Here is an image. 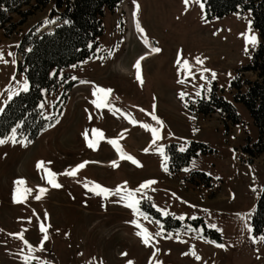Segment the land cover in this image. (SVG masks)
<instances>
[{
    "label": "rangeland",
    "instance_id": "374dc122",
    "mask_svg": "<svg viewBox=\"0 0 264 264\" xmlns=\"http://www.w3.org/2000/svg\"><path fill=\"white\" fill-rule=\"evenodd\" d=\"M136 3L139 6L136 20L132 0H124L113 11L105 9L104 31L98 36L100 51L61 72L76 81L68 91L60 86L44 93L41 103L44 116L52 119L57 114L56 120L34 140L19 138L17 129H13L7 137L14 133L16 142L5 139L0 143V264H25L22 258L25 255L38 257L46 264L101 261L126 264L128 260L133 264H155L156 260L161 264H264V234L255 236L251 224L264 184V153L251 162L241 151L248 137L257 140L258 129L247 108L234 103L236 91L229 86L236 70L251 61L259 42L251 13L239 8L220 18L206 19L201 0H189L187 6L182 0H136ZM53 6V2L36 10L24 6L22 10H32L24 23L9 35L0 28V53L7 61L0 62V113L10 98L24 91L23 83L27 81L18 67L22 61L20 39L33 27L35 32L50 27L55 20L50 18ZM21 17L15 13L13 22ZM137 20L144 29L147 45L135 27ZM252 34L256 43L246 45L245 35ZM116 45L108 56V50ZM152 47L161 51L153 53ZM178 50H182L179 58ZM138 57H143L141 81L136 80L133 68ZM195 57H200L203 63H196ZM184 59L189 61L191 75H185L180 67ZM201 68L209 70L203 73V79ZM245 76L256 78L250 71ZM213 82L218 93L235 105L241 117L238 125L226 127L219 112L196 114L190 108L211 90ZM93 86L110 88L105 102L120 111L113 113L92 104L96 98L92 95ZM181 92L186 94L183 99ZM153 97L155 114L163 121L162 126L151 119ZM130 119L138 123L133 125ZM142 123L159 127L156 140ZM93 128L101 130L104 136L95 150L85 140V135L92 138ZM122 129L127 131L122 133ZM109 139H116L123 152L134 157L138 165L121 158ZM189 141L206 143L215 151L198 154L179 171L169 170L166 146L176 143L185 150ZM160 145L163 155L156 151ZM146 147L147 152L143 151ZM37 161L41 162L39 168ZM82 161L88 163L72 176L65 174V169L71 170ZM110 161H116L117 166L112 167ZM45 168L57 174L54 179L61 187L47 183ZM196 170L205 172L211 180L190 181ZM18 179L24 183L14 184ZM148 179L155 183L145 188L144 195L148 198L141 199L139 205L148 217H135L153 234L145 245L136 234L140 229L128 222L134 218L132 210L117 203L120 196L114 193L102 198L90 191V184L89 188L84 184L95 181L115 188L126 181L128 188H136ZM14 187L22 196L17 202L11 198ZM25 187L28 192H23ZM40 187L46 191L39 193ZM147 201L160 213L161 209L167 210L168 214L162 216L179 219L184 214V219H180L182 227L166 229L162 221L142 207L141 203ZM198 217L207 226L215 225L208 227L219 232L220 242L211 243L213 240L204 235L201 226L190 224L189 220ZM40 223L46 225L48 238L42 247H37L44 236L39 230ZM21 229L23 240L33 245L31 253L21 238L10 235ZM158 231L161 235L157 236ZM190 247L199 260L189 253ZM157 248L159 251L153 255ZM30 264L38 262L31 259Z\"/></svg>",
    "mask_w": 264,
    "mask_h": 264
},
{
    "label": "trees",
    "instance_id": "16d2710c",
    "mask_svg": "<svg viewBox=\"0 0 264 264\" xmlns=\"http://www.w3.org/2000/svg\"><path fill=\"white\" fill-rule=\"evenodd\" d=\"M123 0H0V28L6 35L15 31L16 26L24 23L32 10H22L24 6L32 9L45 8L51 2L54 6L50 18L61 20L49 32L40 35L31 28L23 37L19 45L22 61L19 68L24 72L28 81V88L19 91L10 98L0 113V138H5L13 129H17L19 138L27 141L34 140L45 127L56 120L44 116L41 103L44 93L63 87L68 91L75 83L68 73L61 72L75 64L86 61L95 56L99 48L98 36L104 31L102 17L104 10L113 11ZM204 5L206 19L222 17L234 13L239 8L249 10L251 23L258 32L259 42L253 51L251 61L236 70L230 82L234 103L244 105L249 111L255 126L258 129L257 140L251 137L246 139L241 151L252 160L264 153V0H201ZM21 14L18 22H13V15ZM256 75L255 79L245 76L246 72ZM246 88L244 91L243 88ZM216 82L212 83L211 90L197 100V104L190 106L196 114L210 115L219 112L228 124H239L241 117L233 102L225 99L218 93ZM61 97L64 98V95ZM215 149L200 141H189L185 150L179 149L176 143L166 146L165 154L168 157V168L179 171L198 156L214 152ZM208 183L211 177L203 171H193L190 181L200 180ZM142 207L150 211L153 216L162 221L166 229H177L183 223L172 216H162L161 213L147 201ZM194 227L201 226L206 237L220 242V234L209 228L203 218L189 220ZM252 231L255 236L264 234V184L256 200L251 219Z\"/></svg>",
    "mask_w": 264,
    "mask_h": 264
},
{
    "label": "snow or ice",
    "instance_id": "6c2138e0",
    "mask_svg": "<svg viewBox=\"0 0 264 264\" xmlns=\"http://www.w3.org/2000/svg\"><path fill=\"white\" fill-rule=\"evenodd\" d=\"M132 2H133V5H134L133 19L136 20V12H137V9H138L139 6L136 3V0H132ZM182 2L185 4V6H187L189 0H182ZM135 27H136L137 31L141 33V37L144 40V43L147 45L148 44V40L146 39V37H144V29L141 27V25H140L138 20L135 23ZM217 31H219V30H217ZM245 42H246V45L249 42L255 44L256 43L255 35L254 34L245 35ZM117 46L118 45L113 46V48L108 50V53H107L108 56L112 55V52L115 50V47H117ZM97 51H100V49L98 48ZM151 51L153 53H158V52L161 51V49L159 47H152ZM181 51L182 50H178V52H177L178 58H179V56L181 54ZM9 55H11V53H9ZM145 55H147V53H145ZM101 59H103V58L101 57ZM142 59H143V57H138L137 60L135 61V63L133 64V68L135 69V78H136L137 81H141V60ZM194 59L196 60V63H198V64H202L203 63V60L200 57H195ZM0 62L7 63V61L3 60V54L2 53H0ZM12 63H15V61L13 60ZM180 67L183 68L185 75H191L192 74L189 71L190 65H189V61L187 59L183 60V63L180 65ZM205 71H209V70L203 69V68L200 69L201 79L204 78L203 73ZM214 75L215 74L213 73V76ZM81 82L85 83V81H81ZM23 88H24V90H27V81H25L23 83ZM111 91L112 90L110 88H102V87L101 88H97L96 86H93L92 95L94 97H96V98L92 100V104H94L97 108H101V107L107 108L110 112H113V113L119 112L120 111L119 109H114L112 104L105 102L107 94L110 93ZM11 95H12V93L10 92L9 96H11ZM179 95L181 96V99H183L184 95H186V94L181 92ZM152 107H153V112L150 114L152 121H155L157 125L162 126L163 125V121L160 120V118L155 114V97H153V105H152ZM141 111H144V110L141 109ZM130 123L133 124V125H136L138 123V121L135 120V119H130ZM141 126L144 129L151 131V134H152V137H153V141L158 138L159 127H154V126H152V125H150L148 123H142ZM121 131H122V133H124L127 130L126 129H122ZM194 131H195V129H194ZM91 132H92V138L89 139L87 137V135H85V140H86L87 146L89 148L95 150L98 140L99 139H104V136H103L101 130H99V129L93 128V129H91ZM169 134L171 135V133H169ZM5 139H11L13 143L16 142L14 133L12 135H10L9 137L0 138V143H4ZM108 142L116 149V151L120 154L121 158L127 159V160L131 161L133 164H137L138 165L139 162L136 161L134 159V157H132L130 154H127V153L123 152V150L121 149L120 145L117 143L116 139H109ZM162 150H163V145H160L156 149L157 152H160L163 155V151ZM143 151L147 152V151H149V149L146 147V148L143 149ZM164 159L166 160L167 157L164 156ZM87 163H88V161H82L80 163H77L71 168V170L65 169V174H67L69 176H72V175H74L76 173V171L78 169L84 167V165L87 164ZM109 163L111 164L112 167H116L117 166V162L116 161H110ZM40 166H41V162L37 161V167L39 168ZM161 167L164 168L165 171H167V168L165 167L164 164H162ZM44 171L46 173L45 179L47 180V183L49 185H51L53 187H57V188L61 187V185L54 179L55 175H57L56 173L51 172L47 168H45ZM185 171H187V169H185ZM23 183H24V181L22 179H18L17 181H14V184L22 185ZM154 183H155V180L148 179V180L142 181L136 188H128L127 187V182L124 181V182H122V184L116 185L115 188H108L106 186L101 185L98 182L91 181L89 183H85L84 187L85 188H89V184H90L91 185L90 191L93 194L100 195L102 198L110 196V195H113L114 193L116 195L120 196V199L117 201V203H124L126 207H128V208H130L132 210L134 218L131 221H128V222L133 224V225H135L138 229H140L136 234L141 238L142 242L145 245H148L149 242L153 239V234L150 233L147 230V228H145L143 225L139 224L135 217L137 215H139L141 217H144V218L148 217L147 213L141 211L139 205H140V200L141 199L148 198V197H146L144 195L145 188L148 185H151V184H154ZM122 185H123V187H122ZM28 191H29V189L26 188V187L23 189V192H28ZM45 191H46V189L44 187H40L39 188V193H44ZM39 193L36 196L37 199H39ZM137 193H140L141 195L137 196ZM173 195H175V194L173 193ZM11 198H12L13 202H17V201L22 199V196H21V194L19 193V190L16 187H14L12 189ZM153 206L155 207V205H153ZM160 211H161V214H168L167 210H165V209H161ZM205 211H207V210H205ZM28 219L30 220L31 217H29ZM44 219H45V221L47 220V212L44 213ZM179 219L183 220L184 219V214H181L179 216ZM157 224H159L158 221H157ZM208 226L209 227H215V225H212V224H210ZM39 230H40L41 233H44V236L41 238V240L39 242V245H37V247H42L43 244H44V241L48 238L47 237V233H46V225L44 223H40L39 224ZM189 230H190V226H189ZM23 231L24 230L21 229V231L15 232V233H10V235H13L15 237L21 238L23 240ZM65 235H67V233H65ZM155 235H157V236L161 235V232L158 231V232L155 233ZM169 235H171V233H169ZM176 238L179 239V235L178 234H177ZM200 238L201 239H205V237H203V236H201ZM210 242L211 243H216L215 241H210ZM23 243L25 245H27V247L29 249V253H31V251L33 250V245L30 244L27 240H23ZM217 247L224 248L225 245L224 244H217ZM158 251H159L158 248L154 249L153 255H155V253L158 252ZM189 253L191 255H193L197 260L200 259V257L196 254L194 249L191 248V247L189 248ZM121 255H126V253H121ZM22 258L24 259L25 264H30V260L31 259H36L38 264H46V262L40 261V259L38 257H31L30 255H25ZM94 259L95 258H93V260ZM149 259L151 261L152 258L150 257ZM99 264H102V261L99 262ZM126 264H133V261L128 260L126 262ZM155 264H161V262L159 260H156Z\"/></svg>",
    "mask_w": 264,
    "mask_h": 264
},
{
    "label": "bare ground",
    "instance_id": "6f19581e",
    "mask_svg": "<svg viewBox=\"0 0 264 264\" xmlns=\"http://www.w3.org/2000/svg\"><path fill=\"white\" fill-rule=\"evenodd\" d=\"M52 28H53V24H52L50 27H46V28H44V29L48 31V30H52ZM45 30H44V31H45ZM119 132H120V131H119ZM121 132H122V131H121ZM121 132H120V133H121Z\"/></svg>",
    "mask_w": 264,
    "mask_h": 264
}]
</instances>
